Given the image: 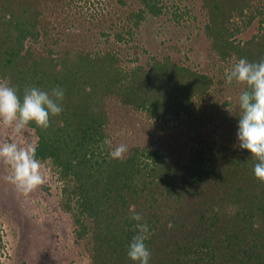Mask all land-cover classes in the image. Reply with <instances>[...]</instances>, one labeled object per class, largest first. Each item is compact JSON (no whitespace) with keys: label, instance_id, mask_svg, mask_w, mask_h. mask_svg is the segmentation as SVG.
I'll return each mask as SVG.
<instances>
[{"label":"trees","instance_id":"trees-1","mask_svg":"<svg viewBox=\"0 0 264 264\" xmlns=\"http://www.w3.org/2000/svg\"><path fill=\"white\" fill-rule=\"evenodd\" d=\"M74 2L0 0V82L8 81L21 98L26 87L64 90L63 111L50 118V126L33 123L26 130L36 137V158L50 161L63 184L62 207L72 216L75 238L86 240L90 264H136L127 256L138 232L131 206L149 227L150 264H264V183L254 176L258 161L239 147L237 134L225 139L195 132L214 78L191 68L187 56L174 61L160 53L144 65L126 67L109 44L94 50L75 43L45 14L48 5L59 4L60 13L71 18ZM200 2L212 66L264 60V0ZM164 7L163 0H141L110 36L124 43ZM255 23L256 34L240 37ZM240 89L239 96L246 86ZM111 97L161 125L150 146L125 144L123 159H112L113 149L104 143ZM239 114L238 104L235 132ZM190 122L193 140H172L170 134Z\"/></svg>","mask_w":264,"mask_h":264},{"label":"rangeland","instance_id":"rangeland-1","mask_svg":"<svg viewBox=\"0 0 264 264\" xmlns=\"http://www.w3.org/2000/svg\"><path fill=\"white\" fill-rule=\"evenodd\" d=\"M140 1L76 0L69 6L71 18L60 13L59 4L48 5L45 14L53 25L58 26L55 30L66 31L75 43L94 50L107 49L109 44L113 51H119L122 65L126 67L144 65L151 55L160 53L170 55L174 61L185 60L187 56L191 68L204 70L214 78V85L203 101L209 106L203 111L199 103L201 118L197 115L195 127L199 132H195L202 136L211 134L235 139L237 132L233 119L242 84L226 82L225 73L234 64L212 66L210 63L207 56L209 42L203 32L205 12L200 7V0H163V14L148 16L136 28L133 38H127L124 43L115 42L114 36L110 35L126 23L125 16L138 8ZM176 14L182 16L176 17ZM80 15L87 18L83 20ZM103 31L110 33L109 36H102ZM257 32L255 23L240 37L248 39ZM107 111L110 118L108 141L112 149L132 143L150 146L155 139L154 133L161 128L159 121L149 118L143 111L122 106L116 97L108 99ZM186 124L179 125L175 134H170L172 140L176 136L178 140H193L192 133L188 132L192 122ZM35 139L26 129L20 135H14L11 130L0 128V142L14 140L35 145ZM40 163L46 182L27 196L5 180L10 169L0 163V264H90L86 240L75 238L72 216L62 207L63 184L50 161Z\"/></svg>","mask_w":264,"mask_h":264},{"label":"clouds","instance_id":"clouds-1","mask_svg":"<svg viewBox=\"0 0 264 264\" xmlns=\"http://www.w3.org/2000/svg\"><path fill=\"white\" fill-rule=\"evenodd\" d=\"M225 78L228 84L235 81L246 86L239 96L237 138L239 147L250 151L251 157L258 161L254 165V176L264 183V60L249 62L240 58L226 71ZM63 98L64 90L59 87L51 92L26 87L21 98L8 81L0 82V128L11 130L14 135H20L33 123L47 129L50 118L62 113ZM104 143L110 144V141L105 140ZM127 151V145L120 144L110 152V156L123 159ZM0 163L10 169L5 180L24 196L46 182L34 144H20L14 140L0 142ZM130 211V219L137 222L138 232L128 245L127 256L136 264H150L151 252L145 243L149 238V227L141 223L143 216L134 211V206Z\"/></svg>","mask_w":264,"mask_h":264}]
</instances>
